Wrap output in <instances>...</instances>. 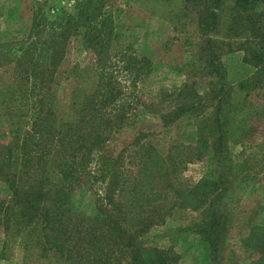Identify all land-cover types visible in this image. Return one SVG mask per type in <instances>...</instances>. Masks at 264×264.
Returning <instances> with one entry per match:
<instances>
[{
  "label": "rangeland",
  "instance_id": "374dc122",
  "mask_svg": "<svg viewBox=\"0 0 264 264\" xmlns=\"http://www.w3.org/2000/svg\"><path fill=\"white\" fill-rule=\"evenodd\" d=\"M40 42L56 44L55 55L42 53ZM2 78L14 87L10 100L0 95V162L19 187L46 192L42 205L50 209L63 208L51 181L71 187L68 232L89 219L96 240L106 242L116 221L97 216L119 211L125 224H152L138 242L170 248L182 264H264V191L254 177H242L264 173V0H0ZM86 88L103 129L95 116L83 126L88 134L63 130L58 117L79 109ZM219 103L226 150L216 162ZM39 113L41 162L40 152H27L37 146L31 134ZM106 119L109 136L100 134V148L88 153L81 144L103 133ZM52 137L62 142L59 163L70 178L54 163ZM210 192L221 194L226 218L215 251L201 227ZM12 197L0 178L1 212ZM1 215L0 264H60L27 225L10 231L16 246L5 247ZM35 246L39 254L28 251ZM63 249L77 264L78 248Z\"/></svg>",
  "mask_w": 264,
  "mask_h": 264
},
{
  "label": "trees",
  "instance_id": "16d2710c",
  "mask_svg": "<svg viewBox=\"0 0 264 264\" xmlns=\"http://www.w3.org/2000/svg\"><path fill=\"white\" fill-rule=\"evenodd\" d=\"M244 3H249L250 0H241ZM215 15V14H214ZM216 16V15H215ZM47 44V43H46ZM43 42H40V51L43 53L47 50V52H51L50 57H53L55 55L54 48L56 46L46 45ZM42 46V48H41ZM14 59L15 57H11ZM9 59V57H8ZM49 59V57H48ZM14 60H7L6 64L11 65ZM39 68L42 69L39 65H37ZM36 66V67H37ZM35 67V68H36ZM46 70V69H43ZM37 71V69H35ZM42 71V70H41ZM4 78V77H3ZM2 78V79H3ZM4 81L0 82V95L5 96L4 100L7 101L10 100L11 95L13 93V81L8 79H3ZM98 86H96L97 88ZM220 90L224 91V85H220ZM243 91V90H242ZM232 93V91H230ZM84 94L83 97H80L78 99L77 105L79 106L78 110H75L74 105L69 107V110H66L65 115H62L58 117L60 127H63V130L68 126V129H70L72 132H78V133H87L88 126L90 127V123H92V118L97 116L93 114V107H92V99L94 93H92L91 90H88L87 88L82 93ZM220 98H222L220 96ZM5 102L0 99V110L3 109ZM61 105V104H59ZM222 103H219L216 107L215 113H214V123L215 126H217V139H216V157L215 161H219V157L221 153L224 154L225 148V133L222 130L223 128L220 126L221 121L219 119L221 118L222 114ZM95 121H97V127L103 129V125L105 123L104 118L100 115L95 118ZM43 122V115L42 113H39L37 117L35 118V121L33 123V133L31 134V138L35 139V134L39 131L45 130V126L42 128L40 127L41 123ZM107 122V119H106ZM122 122V121H121ZM121 124V123H120ZM112 125L111 122H107L105 125V129L103 133H98L96 137H94V140H86L85 142H89V144H86L83 142L81 144V148H87V152H91L92 147L95 146L97 149L101 144V136L100 134H103L105 136H109V134H106ZM63 130L57 131L62 132ZM110 132V131H109ZM88 134V133H87ZM87 134H84L85 136ZM90 138L92 134L90 133ZM85 139L84 137H81ZM52 141H54V155L55 157H58L56 160H54V163L57 164V167L62 170V173L66 174L68 178L69 176L63 168L60 167V159L61 155L64 151L63 147L61 146L62 142H58L57 138L55 139L50 138ZM92 142V146L90 147V143ZM36 149L27 151L28 154L33 157L36 152H40V157L38 160L41 162L43 160V157L41 156L42 148L45 147L40 142H35ZM106 142L103 144V148H105ZM102 146V145H101ZM24 149L26 150L29 148L28 146L24 145ZM47 147V146H46ZM60 148V149H59ZM73 150H79L81 148H75L72 147ZM100 148V147H99ZM52 149H48V152H51ZM43 163H40V166H42ZM104 171L109 172V168L107 164H104ZM72 175H74V171L71 172ZM9 176L5 173L4 165L0 162V178H3L7 182L11 184V187L13 189V199L11 201V204H9L7 207H3V212H1L0 208V215L2 222H5V247H9L11 245H14L12 242L13 238L9 236V232H13L16 234L19 231V226L24 225L28 226L29 230L35 234V231L39 230V236L42 238L44 242H46L50 247L46 248V254L48 256H51L50 251H53L55 255H60L59 257V263L60 264H72V258L71 255H65V250L63 249L64 245L66 243H72L74 246H76L79 250L78 252V258H77V264H182L181 257L172 249H162L153 245H143L141 242H138L139 238L145 235L146 231L143 232L145 229H149L152 224H150L145 229H141L139 225H142L145 223L144 221H140V223H137L136 226L125 224L123 223V219L119 217V211L110 212L107 210H103L100 215L97 216L98 220L103 218V221H116V224L112 228L111 232L108 234L107 241L106 242H99L96 240V232L93 227V223L87 219L81 223H79L78 227L73 232H68L64 221L63 216L67 213H70L72 216L74 214V207L71 206V197H69V193L71 191V187L63 180L60 181H51V184H55L53 186V189L56 191V195H52V198H55L53 201L58 203L59 206L63 207L58 210L50 209L51 204L48 203L47 205L43 206L41 198H44L47 193L46 192H32L30 190L23 189L18 186V184L15 182V179L8 178ZM216 184V182H214ZM43 190V187H42ZM208 196H211L209 198V207H208V218L206 221H204L203 225L201 226L203 230L207 232V237H205V240L209 241V246L213 251L216 250V247L218 246V243L220 242L218 237L221 235L220 231L225 227V217L224 213L222 211L221 207V194H218L217 196H214L211 192L208 193ZM49 199H47L48 201ZM1 204V201H0ZM152 205L154 203H151ZM65 205H68L69 209L65 208ZM116 219V220H115ZM147 220V219H146ZM14 221L15 225L10 226V222ZM143 222V223H141ZM151 222H154L151 218ZM85 224H87L85 226ZM257 228V227H256ZM142 230V231H141ZM13 235V234H12ZM89 237L87 240V244H83L82 242L86 239V237ZM71 240H74L72 242H69ZM33 242V241H31ZM65 244L63 245V243ZM24 243L28 244V242L24 241ZM19 245H23L20 243ZM101 245V246H100ZM35 251L36 254H39L41 251L40 247H29L28 251L31 253L32 251ZM91 250V254H86L87 251ZM97 252L96 255H92V252ZM39 257V255H36ZM123 260H125V263H123Z\"/></svg>",
  "mask_w": 264,
  "mask_h": 264
},
{
  "label": "crops",
  "instance_id": "0c3cea01",
  "mask_svg": "<svg viewBox=\"0 0 264 264\" xmlns=\"http://www.w3.org/2000/svg\"><path fill=\"white\" fill-rule=\"evenodd\" d=\"M241 150H242V148H240ZM242 177H254V179H256L257 181H259L258 182V184H259V186H261V189H262V191H264V173L263 174H260L258 177H257V175L256 174H251V175H246V176H243L242 175ZM233 180V179H232ZM245 180H247V179H242V180H240V181H242V182H244ZM238 184V183H237ZM244 185H246L245 183H244ZM233 186V185H232ZM258 186V185H257ZM245 188H248L247 186H244ZM243 187V185H240V188H244ZM234 189V188H233Z\"/></svg>",
  "mask_w": 264,
  "mask_h": 264
}]
</instances>
